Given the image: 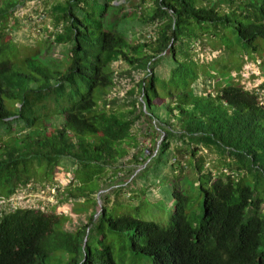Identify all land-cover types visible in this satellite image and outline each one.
Returning a JSON list of instances; mask_svg holds the SVG:
<instances>
[{"label":"trees","instance_id":"trees-1","mask_svg":"<svg viewBox=\"0 0 264 264\" xmlns=\"http://www.w3.org/2000/svg\"><path fill=\"white\" fill-rule=\"evenodd\" d=\"M28 1L3 0L0 6V264H47L59 252L67 255L61 258L65 264H120L106 225L126 234L134 252L150 257L152 264H264V197L257 192L264 186L257 174L263 170L264 104L239 83L216 94L194 93L198 65L185 49L208 25L223 24L256 51V40L264 39V0H152L151 11L138 18L155 26L149 41L132 40L122 30V21H131L126 5L59 0L51 6L50 44L69 45L63 69L37 53L19 57L10 17ZM111 13L116 16H107ZM162 57L173 63L169 79L153 65L152 59ZM115 62L146 71L137 84L141 100H127L133 105L124 112L108 108L105 99L115 85ZM55 117L62 118L60 125ZM144 118L154 122L148 133L151 151H157L154 167L169 165L177 152H191L201 213L188 214L191 198L174 183L166 225L104 207L96 221L91 217L68 232L60 229L65 217L8 207V199L38 175L52 179L62 158L77 164L76 193L69 190L73 198L87 195L94 179L111 180L115 172L108 175L106 169L128 154L124 144L136 140L134 128ZM159 132L164 138L156 145ZM175 139L181 142L174 150ZM198 145L220 148L237 170L231 162L226 164L231 172L207 170L196 159ZM243 171L255 174L253 185ZM92 224L95 245L89 236L85 240Z\"/></svg>","mask_w":264,"mask_h":264},{"label":"rangeland","instance_id":"rangeland-1","mask_svg":"<svg viewBox=\"0 0 264 264\" xmlns=\"http://www.w3.org/2000/svg\"><path fill=\"white\" fill-rule=\"evenodd\" d=\"M57 1L59 0H32L19 6L10 17V28L12 27L10 35L18 46L20 58L37 53L44 61L63 69L67 65L69 45L50 44L52 42L50 35L54 31L51 6ZM2 4L3 0H0V6ZM114 4L127 6L126 11L130 13L131 21L123 20L121 27L129 38L136 41L152 39L149 34L154 33L155 26L138 19L141 13L147 14L151 11L152 0H115ZM119 15L120 10L118 17ZM107 16L116 15L111 13ZM216 31L217 36L213 34ZM196 40L194 43L191 41L193 44L191 47L188 44L185 47V49L190 48L188 51L190 57L198 65L199 77L192 83L194 93L216 94L224 85L237 83L248 90L255 91L258 87L264 89L263 38L256 40V51H254L239 38L232 26L210 24L205 29V34ZM49 45H52L50 49H48ZM152 60L159 74L169 79L173 68L171 60L166 57ZM113 68L116 72L115 85L105 94L106 96L104 95L105 99L110 100L108 108L115 111H128L132 108L133 102H127V100L134 98L140 100L137 84L145 77L146 71L121 62H115ZM131 90H136V93L131 94ZM53 122L60 125L62 118L55 117ZM153 129V121L150 122L147 118L139 121L133 132L136 140H130L129 143L124 144L128 147V154L119 159L116 167L106 169L108 175L115 172L114 177L111 180L106 176L105 180L94 179L87 195L78 198L70 196L69 190L76 193L75 187L78 186L75 178L77 164L70 159L62 158L52 179L42 181L38 175L37 180L32 183L34 189L19 190L9 200L11 202L8 207L10 209L17 207L41 209L47 213L65 217L67 219L60 229L62 227V230L68 232L81 228L89 222L91 217H94L96 221L104 207L109 210L116 208L119 213H130L135 217L166 225L174 205L172 198L174 183L191 198L187 206L188 214L201 213L199 205L202 202V196L196 187L197 172L191 165L193 160L191 152H177V159L170 157L169 165L159 163L157 167H154L152 159L157 151L152 153V137L148 134ZM163 138L164 135L159 132L155 139L156 145L160 144ZM180 142V139L174 140V150ZM198 146L196 159H202L207 170L231 172L226 165L228 162L232 163L233 170L236 169L235 163L220 148ZM134 156H138L140 161L138 162ZM262 164L263 170L257 174L261 179L260 183L264 185V160ZM143 170L146 171L142 172ZM240 173H243L251 185L255 183V174L252 176L244 171ZM143 189L146 190L145 193ZM257 192L260 197H264V186H259ZM262 207L264 208V204ZM90 227L92 232L89 233L87 230L85 240L89 236V242L95 245L97 244L95 224ZM104 232L107 234V241L113 242V254L118 263L152 264L150 257L134 252L126 234L110 231L107 225ZM61 258H67L66 253L53 254L47 264H65V260Z\"/></svg>","mask_w":264,"mask_h":264},{"label":"built area","instance_id":"built-area-1","mask_svg":"<svg viewBox=\"0 0 264 264\" xmlns=\"http://www.w3.org/2000/svg\"><path fill=\"white\" fill-rule=\"evenodd\" d=\"M264 89H262V88H260V87H258L257 89H255V92L258 94V96H259V100H260V102H261V104H264ZM141 100V99H140ZM144 107V109H145V106H143ZM31 185V186H30ZM34 186L32 185V184H28L27 186H25V187H22L20 190H23L24 188H28L29 190H33L34 188H33ZM19 191V190H18ZM12 198V197H11ZM10 198V199H11ZM10 199H8V201L10 200ZM9 202H11V201H9Z\"/></svg>","mask_w":264,"mask_h":264},{"label":"crops","instance_id":"crops-1","mask_svg":"<svg viewBox=\"0 0 264 264\" xmlns=\"http://www.w3.org/2000/svg\"><path fill=\"white\" fill-rule=\"evenodd\" d=\"M123 64V62H121Z\"/></svg>","mask_w":264,"mask_h":264}]
</instances>
